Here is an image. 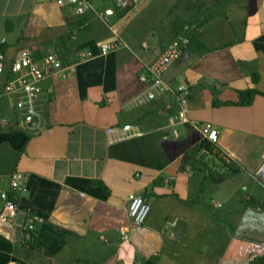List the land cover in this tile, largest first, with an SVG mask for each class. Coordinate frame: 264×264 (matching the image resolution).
Here are the masks:
<instances>
[{"label":"crops","instance_id":"1","mask_svg":"<svg viewBox=\"0 0 264 264\" xmlns=\"http://www.w3.org/2000/svg\"><path fill=\"white\" fill-rule=\"evenodd\" d=\"M91 2L115 13L0 0L8 62L23 49L59 58L62 49L73 61L42 81L35 124L3 126L17 109L0 102V264H264V0ZM186 19L190 43L164 80L188 86L190 124L176 118L172 93L136 101L150 85L140 76ZM115 38L119 47L101 54L99 43ZM8 79L7 70L0 87ZM247 89L256 90L250 105L232 103ZM206 123L217 143L204 138ZM174 128L180 137L165 139ZM203 140L212 149L185 164ZM16 173L27 176L19 186ZM138 194L151 205L143 225L128 215ZM33 216L42 221L25 240ZM168 221L177 222L169 233Z\"/></svg>","mask_w":264,"mask_h":264},{"label":"built area","instance_id":"2","mask_svg":"<svg viewBox=\"0 0 264 264\" xmlns=\"http://www.w3.org/2000/svg\"><path fill=\"white\" fill-rule=\"evenodd\" d=\"M141 0H115V8L117 10L127 9L138 5ZM59 5L69 4L74 7L76 15L84 14L88 11H93L102 19L111 16L115 13L114 8H107L104 12L96 10L91 0H57ZM6 39L2 38L0 43H5ZM190 43L189 37L185 35L178 36L167 49L151 64L146 67L144 74L140 76V80L149 83V89L146 95H140L136 98L137 103L142 104L146 100L155 99L158 96H163L167 93H172L178 103L179 110L176 118L182 124H190L191 120L188 116L189 103L188 95L189 88L186 85H181L174 89L169 83L164 80V74L169 70L173 63L179 59L183 49ZM119 47L117 39H108L99 43L101 54L105 55L109 51ZM9 64V65H7ZM70 67V66H69ZM64 67L61 59L54 53L46 54L41 58H37L32 51L28 49L20 50L15 57L8 62L4 52L0 51V79L8 70L9 79L0 87V102L2 98L9 97L14 100V106L17 113L13 115V121L4 119L3 126L14 125L21 121L26 126L35 124V119L40 116L36 108V99L43 91L42 81L49 75L59 73L64 75ZM50 92L52 90H49ZM132 127L126 125L123 127L124 131H130ZM202 134L205 139L211 143H217L219 140L218 130L211 124L206 123L202 126ZM111 133L115 130L110 129ZM171 137L178 139L180 133L177 128H174L171 136H164L165 139ZM204 153H208L205 149ZM27 176L22 173H16L13 178V184L19 186V183L26 179ZM1 198L5 201L6 206L12 211H17V204L12 201L6 192L1 193ZM151 212V205L143 195H132L128 198V215L136 225H143ZM42 221L39 216H33L30 222L25 227V240L31 238L28 231L34 230V222ZM176 221L167 222V233L169 228L175 227ZM123 239H128V233L123 227L121 229Z\"/></svg>","mask_w":264,"mask_h":264},{"label":"trees","instance_id":"3","mask_svg":"<svg viewBox=\"0 0 264 264\" xmlns=\"http://www.w3.org/2000/svg\"><path fill=\"white\" fill-rule=\"evenodd\" d=\"M194 23L195 22L192 21L191 19H186L185 22H184V25H182L180 27V30H179L178 33L179 34L182 33L181 35H185V36H187V37H189L191 39V34L188 33V30H190L192 28V25H194ZM202 24H203V22H201L199 24V26L202 25ZM185 25L187 26L186 29L184 28ZM59 52H60V55H61L60 59L62 61L63 66L64 67L71 66L73 64V61L66 58V54H65L64 50L59 49ZM37 58H41V56L37 57ZM255 95H256V90L255 89H247V90L239 91L238 92V100L236 102H232V103H235L237 105H250L253 102ZM169 102L171 104H173V107L178 106V103H177L175 97L172 96V95L169 98ZM178 108H179V106H178ZM170 111H173V109L171 108ZM204 147H206L207 149H212V146H210V144L206 140H203L200 145L196 146L195 148H193L192 150H190L186 154L185 160H184L185 164H186V162L188 160L195 158L197 156L198 152L201 151V149L204 148ZM232 170H233V167L230 166L228 168V172L230 173ZM28 233L30 234V236H33L34 232L33 231H28ZM28 245H33V242H28Z\"/></svg>","mask_w":264,"mask_h":264}]
</instances>
